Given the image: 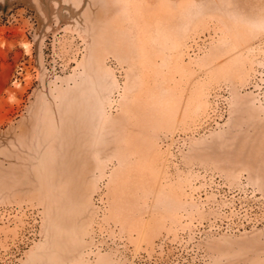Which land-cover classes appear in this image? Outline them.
<instances>
[{"label":"rangeland","instance_id":"1","mask_svg":"<svg viewBox=\"0 0 264 264\" xmlns=\"http://www.w3.org/2000/svg\"><path fill=\"white\" fill-rule=\"evenodd\" d=\"M0 264H264V0H0Z\"/></svg>","mask_w":264,"mask_h":264},{"label":"built area","instance_id":"2","mask_svg":"<svg viewBox=\"0 0 264 264\" xmlns=\"http://www.w3.org/2000/svg\"><path fill=\"white\" fill-rule=\"evenodd\" d=\"M9 220V212L6 209L0 210V223H6Z\"/></svg>","mask_w":264,"mask_h":264}]
</instances>
